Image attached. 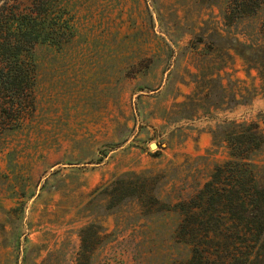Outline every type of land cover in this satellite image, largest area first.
<instances>
[{"label": "rangeland", "instance_id": "rangeland-1", "mask_svg": "<svg viewBox=\"0 0 264 264\" xmlns=\"http://www.w3.org/2000/svg\"><path fill=\"white\" fill-rule=\"evenodd\" d=\"M68 3L79 31L61 54L55 52L43 64L42 90L49 102L39 112L41 123L0 145V264H73L82 230L92 222L108 232L116 227L118 215L96 216L91 207L92 200L105 203L94 200V190L115 174L158 170L200 155L223 161L226 153L222 148L214 152L211 130L225 118L258 122L264 131L263 81L257 69L249 68L253 56L246 55V61L239 54L248 50L241 47L229 50L230 57L223 51L210 56L218 61L226 57L225 70L239 80L236 89L243 94L248 95L245 88L257 87L250 104L232 111L225 105L222 111L213 109L216 118L200 110L190 120L167 119L187 95L198 98L202 91L187 72H196L193 52L181 56V51L193 32L208 36L218 29L226 35L219 29L216 6L201 0ZM246 24L255 26L251 19ZM246 32L240 40L249 43ZM254 43L264 45V37ZM14 148L18 151L11 154ZM123 226L109 245L96 249L93 264H139L132 253H116L115 239L148 237L153 242L155 232L141 223L122 231ZM158 246L146 264L173 258Z\"/></svg>", "mask_w": 264, "mask_h": 264}, {"label": "trees", "instance_id": "trees-1", "mask_svg": "<svg viewBox=\"0 0 264 264\" xmlns=\"http://www.w3.org/2000/svg\"><path fill=\"white\" fill-rule=\"evenodd\" d=\"M201 2L219 9V29L226 35L218 29L208 36L193 32L181 56L193 52L191 65L196 72H187L202 91L196 94L198 98L187 95L188 100L178 103L180 109L169 118L164 111L169 121L193 119L200 110L216 118L213 109L222 111L225 105L232 111L252 102L257 87L245 88L248 95L236 89L238 79L225 70L226 57L218 61L210 56L213 52L223 51L230 57L229 50L248 48L239 54L246 61V55L253 56L248 61H254V66L249 68L257 69L264 88V52L260 53L264 45L254 43L264 37V0ZM70 11L68 0H0L1 146L8 145L16 132H31L41 123L39 112H45L49 102L42 90L43 64L55 52L61 54L79 31ZM248 19L255 23L251 29ZM246 31L250 32L249 43L240 40L248 35ZM211 132L217 146L214 152L222 148L226 153L223 161L210 162L209 156L200 155L191 162L158 170L115 174L98 186L94 200L105 203L92 200V213L118 215L116 227L108 232L92 222L82 230L73 264H93L96 249L109 245L122 225L124 231L140 223L142 228L154 230L153 242L148 237L138 242L115 239V250L120 251L116 253H132L139 264L156 257L158 244L173 255L166 264H264V131L258 122L225 118ZM13 151L18 150L10 153Z\"/></svg>", "mask_w": 264, "mask_h": 264}, {"label": "water", "instance_id": "water-1", "mask_svg": "<svg viewBox=\"0 0 264 264\" xmlns=\"http://www.w3.org/2000/svg\"><path fill=\"white\" fill-rule=\"evenodd\" d=\"M153 146H156V144H152Z\"/></svg>", "mask_w": 264, "mask_h": 264}]
</instances>
